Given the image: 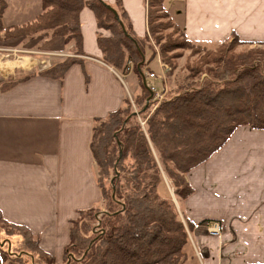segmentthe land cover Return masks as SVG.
I'll return each mask as SVG.
<instances>
[{"label":"crops","instance_id":"0c3cea01","mask_svg":"<svg viewBox=\"0 0 264 264\" xmlns=\"http://www.w3.org/2000/svg\"><path fill=\"white\" fill-rule=\"evenodd\" d=\"M5 1L6 27L31 24L44 11L42 0ZM103 1L116 8L134 37L149 36L148 0ZM165 6L185 36L202 47L234 37L264 43V0H165ZM80 19L84 53L62 36L41 35L36 53L46 58L30 56L31 66L7 74L0 67V215L28 229L57 262L70 242L72 221L103 202L91 148L95 120L124 108L130 90L141 87L132 68L124 74L104 62L98 40L111 32L99 27L94 10L86 6ZM67 57L78 61L62 79L40 73L24 79ZM145 62L153 95H165L174 87L169 67L148 51ZM7 82L14 84L1 89ZM186 179L191 194L175 200L191 225L183 264H264V130L238 127ZM215 222L220 235L209 232Z\"/></svg>","mask_w":264,"mask_h":264},{"label":"trees","instance_id":"16d2710c","mask_svg":"<svg viewBox=\"0 0 264 264\" xmlns=\"http://www.w3.org/2000/svg\"><path fill=\"white\" fill-rule=\"evenodd\" d=\"M164 2L148 0L150 35L166 26L157 21L169 18ZM42 5L44 11L35 22L6 27L2 18L7 3L0 0V41L37 34L62 36L67 43L75 45L77 53H84L80 14L89 6L96 13L99 27L111 32L109 36L100 35L98 40L104 62L118 70L128 69L131 62L143 80L142 53L146 55L147 51L143 42L149 41V36L145 40L134 37L124 18L117 19L104 1L42 0ZM153 6H160L163 15L153 12ZM121 23L131 37L126 36ZM172 26L180 31L182 42L162 48L160 54L166 64L169 59L165 55L175 46L206 50L189 40L178 25L172 23ZM242 44L251 43L234 37L228 46L233 49ZM222 53L206 61L217 66L209 69L212 76L201 79L202 65L191 66L183 83L167 91L155 108L151 107L154 95L147 106L151 92L143 85L146 96L135 103L139 107L137 113L127 98L124 108L95 120L91 148L100 168L98 182L105 207L99 219L97 215L93 217L96 209L91 208L80 211L79 219L72 221L62 264L184 263L189 242L187 228L191 225L180 218L162 172L170 179L178 199H183L192 192L187 173L219 151L238 127L248 125L264 130V57L261 59L264 53L254 51L236 56L228 55L229 50L226 55ZM255 53L261 58L256 59ZM77 61L67 57L24 79L35 73L62 79ZM13 84L4 83L1 89ZM98 136L101 144L96 143ZM85 212L100 222L96 232L88 230L87 225L80 229L79 222L84 221ZM204 222L201 225H206ZM0 223L7 235L19 234L24 239L22 255L19 251H6L0 245V262L5 264L7 256L12 255L20 261L29 257L32 264H56L55 258L40 248L39 240L28 229L4 221L1 215ZM86 229L94 235H88Z\"/></svg>","mask_w":264,"mask_h":264},{"label":"rangeland","instance_id":"374dc122","mask_svg":"<svg viewBox=\"0 0 264 264\" xmlns=\"http://www.w3.org/2000/svg\"><path fill=\"white\" fill-rule=\"evenodd\" d=\"M164 7H165V10L168 12L165 6V2H164ZM159 8L160 6H153L151 10L153 12L158 11L159 15L161 16L163 14L162 12H160ZM157 21L163 24L166 23L165 25L167 27L165 26L164 28H161V30L158 33L151 34V35L149 34V38H148L149 41L143 42V44L146 46V50L148 51L150 58L156 54H159L161 57L160 51L162 50L163 47L168 46L169 44L172 45L173 43L175 45H178L179 43L182 42V36L180 34V31H178V29L173 27L172 23H175L176 25H178L179 28H181V26L170 15V13H169V18L162 17V18H159ZM41 37L42 36L40 34H37V35L21 37V38L20 37L11 38V39L9 38V39L0 41V67L3 73L5 74L9 73L13 67L25 68V67L31 66L33 64V61L30 60L29 58L30 56L31 57L36 56V57H40L43 59L46 58L45 55L36 53V52H39L40 47H41L40 44H37L41 40ZM229 43L230 41L227 43L219 44L218 46H210V48L205 47L206 50H199V51L194 50L192 48H186V47L184 48V47L175 46V48L168 51L167 54L165 55L169 59L167 64L164 62V59L161 57L162 62L165 63L167 67H169V70H171L170 75H168L167 73L168 79H169L168 80L169 85H171L172 83L174 85L173 88H175L178 84L183 83L184 77L188 75L191 70V66H194L197 64L199 66L202 65L203 74L200 75L201 79H203L206 76L209 77V75L212 76L213 73H211L209 69H215L217 66H215V64L211 62L207 64L206 61L208 59L211 60L214 57L215 58L218 57L219 55H221L222 52H225L222 54L226 55V52H228L229 50V53L227 54L234 55V56L238 54L249 53V52L254 53V51H259V54L264 53V43H261L259 45L242 44V45H238L234 47L233 49H230V47L228 46ZM31 48H34V49H31ZM32 52H35V54H33ZM259 54L255 55L256 59L261 58ZM263 57L264 56L262 55L261 59H263ZM38 64L40 65V62ZM145 65H146V62H145ZM145 65L142 67V71L144 70ZM129 67L132 68V72L136 75L137 73L134 68V64L130 62ZM262 69H264V66ZM119 71L125 74L128 72V69L119 70ZM1 78L2 77L0 73V79ZM149 79L150 78H148V80ZM138 81L141 87L137 85L134 90H130L131 98L128 97L129 101L132 102V109L136 113L138 112L139 107H137L135 103H137L138 100L142 101V99L146 96V93L142 85L143 83L142 79L139 78ZM164 96L165 95L159 96L158 94H155L151 102V107L155 108L156 105L164 98ZM141 119H142L141 116H139L138 120L142 122ZM100 140L101 138L98 136L96 143L99 141L101 144ZM126 161L129 163V160H126ZM99 169L100 168L97 165L98 173H99ZM111 173H113V171H111ZM162 174H163L162 176L164 179V183L166 185V189L170 193V197L173 199L172 201L174 202L176 209L179 211V208L175 201L178 199V197L174 193V187L172 186V183L170 179L167 177V175L164 172H162ZM106 186L109 187V183L107 181H106ZM104 205H105V200H103L100 208L97 207L95 208L96 210L92 212L93 217L94 215H97L98 219L101 217V212L104 211V207H105ZM99 210L101 211L99 212ZM96 212H99V213H96ZM179 214H180V218L183 219L180 211H179ZM83 217H84L83 219L85 222L82 220V224H81V220H80L79 222L80 229L83 228L84 225H87V227L89 228L88 230L94 229L96 232V229L98 230V226L100 225V222L96 220L94 221L89 212H85ZM1 226L3 225L0 223V245L4 247L6 251H19V252L24 251L23 250V247H24L23 237L20 236L19 234L7 235L6 231H4V229H1L2 228ZM88 230H87L88 235H94V232L89 233ZM20 254L22 255L23 253L20 252ZM7 258L8 259H7V262H5V264H17L19 262H21V264H32V260L29 257L24 258L22 261L14 258V256L12 257V255L11 256L9 255V257L7 256ZM63 262H64V258L60 262L56 261V264H62ZM0 264H3V263L0 262ZM188 264H191V262L189 261Z\"/></svg>","mask_w":264,"mask_h":264},{"label":"water","instance_id":"95a60500","mask_svg":"<svg viewBox=\"0 0 264 264\" xmlns=\"http://www.w3.org/2000/svg\"><path fill=\"white\" fill-rule=\"evenodd\" d=\"M106 6L114 13V15L116 16L117 19H120L119 14H118V12H117V10L115 8H113L111 5H108V4H106ZM121 24H122V27H123V30H124V33L126 34V36L131 37L129 35V33L127 32V29H126L125 25L123 23H121ZM142 55H143V60H145V55L143 53H142ZM142 77H143L144 86L149 89V86H148L147 80H146V76H145V74L143 72H142ZM150 92H151V96L148 99L147 106L149 104L150 99L153 97V91L151 89H150Z\"/></svg>","mask_w":264,"mask_h":264},{"label":"built area","instance_id":"2783aa9c","mask_svg":"<svg viewBox=\"0 0 264 264\" xmlns=\"http://www.w3.org/2000/svg\"><path fill=\"white\" fill-rule=\"evenodd\" d=\"M131 67L128 68V70H130ZM153 76V74L151 75ZM149 86L151 87V89H155L154 85L152 83H149ZM142 125H144V122H142ZM209 232L212 234H216V235H220L221 234V227L219 225V223H213L211 225H209Z\"/></svg>","mask_w":264,"mask_h":264}]
</instances>
